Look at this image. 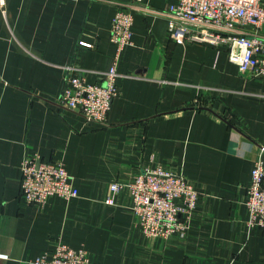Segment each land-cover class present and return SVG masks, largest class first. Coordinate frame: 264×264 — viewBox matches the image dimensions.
Instances as JSON below:
<instances>
[{"label":"crops","instance_id":"1","mask_svg":"<svg viewBox=\"0 0 264 264\" xmlns=\"http://www.w3.org/2000/svg\"><path fill=\"white\" fill-rule=\"evenodd\" d=\"M175 4L0 0V264L49 258L58 241L86 250L89 264H264V230L247 227L244 205L253 163H264V78L240 74L224 47L174 42ZM119 6L132 13V45L116 59ZM114 63L119 93L106 123L58 105L61 66L94 83ZM26 156L61 161L78 195L27 204ZM156 168L198 193L184 238L144 237L128 192H110Z\"/></svg>","mask_w":264,"mask_h":264},{"label":"built area","instance_id":"2","mask_svg":"<svg viewBox=\"0 0 264 264\" xmlns=\"http://www.w3.org/2000/svg\"><path fill=\"white\" fill-rule=\"evenodd\" d=\"M167 29L174 42L209 44L224 47L228 60L242 75L264 78V0H176L168 6ZM133 16L119 6L110 26V41L115 45V58L132 45ZM63 81L58 99L60 107L77 109L88 122L106 123L113 101L118 96L120 75L115 63L109 69L95 72L99 82L89 83L85 72L73 65L61 66ZM264 147L260 148V154ZM20 190L27 204L43 205L51 197L69 200L78 195L71 177L61 161L41 162L26 156L20 166ZM126 190L131 199V213L141 233L149 239L167 240L173 235L184 238L199 199L198 193L180 174L160 168L110 185L116 194ZM112 204V195L106 199ZM244 205L248 228L264 230V163H253ZM0 253V263L7 260ZM31 264H89L84 249H73L56 242L49 258L38 255Z\"/></svg>","mask_w":264,"mask_h":264},{"label":"water","instance_id":"3","mask_svg":"<svg viewBox=\"0 0 264 264\" xmlns=\"http://www.w3.org/2000/svg\"><path fill=\"white\" fill-rule=\"evenodd\" d=\"M75 110H77V109H75ZM78 111V110H77Z\"/></svg>","mask_w":264,"mask_h":264}]
</instances>
